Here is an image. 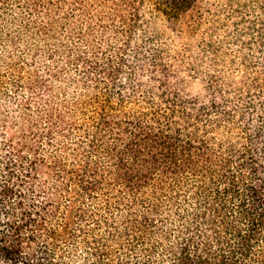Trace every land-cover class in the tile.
I'll return each instance as SVG.
<instances>
[{
  "label": "trees",
  "instance_id": "16d2710c",
  "mask_svg": "<svg viewBox=\"0 0 264 264\" xmlns=\"http://www.w3.org/2000/svg\"><path fill=\"white\" fill-rule=\"evenodd\" d=\"M0 264H264V0H0Z\"/></svg>",
  "mask_w": 264,
  "mask_h": 264
}]
</instances>
